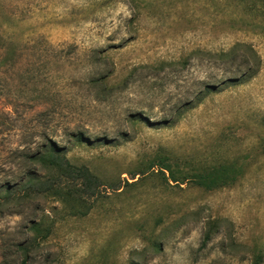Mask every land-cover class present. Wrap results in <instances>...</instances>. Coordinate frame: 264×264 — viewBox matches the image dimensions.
I'll return each instance as SVG.
<instances>
[{
	"label": "rangeland",
	"instance_id": "rangeland-1",
	"mask_svg": "<svg viewBox=\"0 0 264 264\" xmlns=\"http://www.w3.org/2000/svg\"><path fill=\"white\" fill-rule=\"evenodd\" d=\"M263 147L264 0H0V264H264Z\"/></svg>",
	"mask_w": 264,
	"mask_h": 264
},
{
	"label": "trees",
	"instance_id": "trees-1",
	"mask_svg": "<svg viewBox=\"0 0 264 264\" xmlns=\"http://www.w3.org/2000/svg\"><path fill=\"white\" fill-rule=\"evenodd\" d=\"M254 72L252 71V68H250L247 73L244 75L243 80L244 83L248 82L251 78H253ZM53 152H55V148L51 149ZM264 150V147H263ZM242 169H234V170H229L228 168H223L221 170L208 173L205 175H200L197 177V185L201 186L206 189H216V188H222L225 186H228L232 184L235 181V178L240 174ZM171 174L172 180L177 183L178 181H175L172 172L169 171ZM212 240L211 234L207 235L203 244V247H206L207 244ZM132 264H139L136 262H132ZM253 264H263V260L261 257L257 258L256 261Z\"/></svg>",
	"mask_w": 264,
	"mask_h": 264
}]
</instances>
